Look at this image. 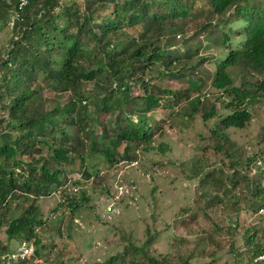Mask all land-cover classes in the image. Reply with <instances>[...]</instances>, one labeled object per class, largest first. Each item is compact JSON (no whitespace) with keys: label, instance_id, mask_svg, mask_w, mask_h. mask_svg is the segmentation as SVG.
I'll list each match as a JSON object with an SVG mask.
<instances>
[{"label":"trees","instance_id":"obj_1","mask_svg":"<svg viewBox=\"0 0 264 264\" xmlns=\"http://www.w3.org/2000/svg\"><path fill=\"white\" fill-rule=\"evenodd\" d=\"M192 1L84 0L80 6L74 0H28L19 19L9 28L11 37L0 53V227L4 226L6 243L18 240L39 245L35 229L41 222L35 200L49 195L52 186L62 185L59 176L63 177V173L58 165L77 159L82 165L84 150L109 165L133 162L134 153H127L130 145L132 151L148 150L153 132L146 113L166 99L172 106H178L182 98L189 101V91H199L198 68L208 59L215 65L210 87L225 100L220 102L225 114L218 115L214 103L208 104L205 95L178 110L189 120L198 111L202 121L216 117L207 147L213 153L229 156L230 163L233 161L230 168L235 164L239 172L249 171L250 166L257 168L259 176L248 185V208L264 219V215L256 213L264 200V151L252 154L241 166L235 161V143L226 134L229 129H243L250 120L248 108L264 97V81L259 80L264 75V0H205L206 9L191 11ZM9 9L6 0H0V31L8 25ZM105 10L109 12L99 17ZM198 18L203 20L199 31L225 27L221 32L225 51L219 58L200 56L201 44L181 53L160 45L169 35L173 40L185 36L184 22ZM196 34L183 37L181 42L186 44ZM230 35L237 39L235 43ZM157 66L158 83L151 84L144 77ZM234 68L242 72L238 85L229 74ZM38 72L44 73L47 87L58 98L48 108L32 87ZM182 78L188 84L182 92L159 85L164 79ZM137 82L142 94L131 98L129 87ZM88 84L90 89L86 90ZM90 106L93 110L89 112ZM124 107H131L133 112ZM98 112L110 118L99 123ZM65 127H72V132L68 134ZM120 144L122 151L117 158L115 149ZM43 146L48 157L34 158ZM200 168V161H196L190 173L198 174ZM232 174L234 187L238 169ZM84 175L89 176L87 172ZM202 176L201 183L209 179L223 186L214 179L213 171ZM241 179L247 178L243 175ZM80 206L73 200L69 202L72 212ZM257 232L258 237L250 230L242 232L246 255L236 254L237 264H257L253 259L264 253V227ZM151 238L139 245L127 239L122 251L102 264H170L164 257L149 254ZM3 255H8L7 245L0 244V257ZM38 256V250L33 249L32 258ZM5 260L8 259L0 258V264ZM8 261L23 264L28 260ZM178 262L187 264L180 257Z\"/></svg>","mask_w":264,"mask_h":264},{"label":"rangeland","instance_id":"obj_2","mask_svg":"<svg viewBox=\"0 0 264 264\" xmlns=\"http://www.w3.org/2000/svg\"><path fill=\"white\" fill-rule=\"evenodd\" d=\"M74 1L81 6L84 0ZM192 3L191 11L207 8L205 0H193ZM109 10L101 12L99 17ZM200 15L204 17L205 14ZM202 22L201 18L195 22H184L182 28L185 36L182 38L197 32L186 44L181 42V37L176 36L173 40L169 35L168 39H162L160 45L168 51L181 53L201 44L200 56L219 58L225 51L221 36L225 27L221 26L215 31H199ZM9 28L6 26L0 31L1 54L11 37ZM230 40L235 43L237 39L230 35ZM224 57L222 55L221 59ZM157 68L160 67H155L149 76L144 77L151 84L158 83ZM214 68L211 59L198 68L201 73L199 91H189V101L182 98L178 106H172L170 100L166 99L160 102L158 108L146 113L153 132L150 148L132 151L130 145L127 153L129 156L134 153L133 162L119 161L109 165L102 158L87 154L84 150L82 165L79 159L58 165L63 173V177L59 176L62 185L57 188L52 186L49 195L35 200L41 222L35 229L39 245L34 247L31 241L18 240L6 243L2 225L0 244L7 245L8 254L21 247H31L38 250L39 256L35 259L39 262L31 258L23 264H102L121 252L127 239L139 245L152 237L147 251L157 258L164 257L170 264H179L178 257L186 260L187 264H237L235 255H246L242 232L250 230L258 237L257 231L264 227V219L253 215L248 208V185L259 176L258 170L250 166L249 171L239 172L240 168L235 164L234 168H230L233 161L230 163L229 156L213 153L207 147L216 117L202 121L201 112L198 111L189 120L178 110L186 109L194 98L205 95L208 104L214 103L218 115L225 114L220 105L225 100L217 97L210 87ZM229 74L234 84L238 85L242 72L234 68L229 70ZM259 80L264 81V75ZM159 85L180 92L188 88L185 78L164 79ZM32 87L44 99L45 108L58 101L57 95L47 87L44 73L36 74ZM85 88L90 89L89 84ZM141 94L139 82L129 87L131 98L140 97ZM217 98L218 101L215 100ZM60 100L63 102L65 97ZM111 104L114 105L113 102ZM92 110L90 106L89 112ZM248 110L250 120L244 128L229 129L226 133L235 143V161L241 166H245L252 154L264 151V97ZM127 111L133 112V109L128 107ZM106 115L105 112H98L99 123L110 118H106ZM116 117L114 113L112 118ZM65 131L70 134L72 127H65ZM203 148L205 150H201ZM121 151L120 144L115 149V157L118 158ZM48 155L43 146L40 154L34 158H47ZM23 160L28 161L26 158ZM196 161H200L202 168L198 169V174H191L189 168ZM234 169H238V183L233 187ZM83 171L89 176L86 177ZM210 171H213L214 179L222 182V187L209 179L201 183L204 178L202 174ZM243 175L247 179H241ZM222 189H225L223 193ZM213 195L219 201H215ZM71 200L81 205L74 212L69 207ZM15 203L11 202L12 206Z\"/></svg>","mask_w":264,"mask_h":264},{"label":"built area","instance_id":"obj_3","mask_svg":"<svg viewBox=\"0 0 264 264\" xmlns=\"http://www.w3.org/2000/svg\"><path fill=\"white\" fill-rule=\"evenodd\" d=\"M28 0H6V4L9 6V18H8V25L11 26L14 20L19 19L20 12L22 9L27 5ZM256 213L258 215H264V200L261 205L257 208ZM33 257V250L31 247H21L18 248L15 252H9L8 255H3L0 258H7L11 261H24L29 260ZM8 260H5V264H10ZM35 262H39L35 259ZM253 262L257 264H264V253L257 255ZM47 264V263H46Z\"/></svg>","mask_w":264,"mask_h":264},{"label":"clouds","instance_id":"obj_4","mask_svg":"<svg viewBox=\"0 0 264 264\" xmlns=\"http://www.w3.org/2000/svg\"><path fill=\"white\" fill-rule=\"evenodd\" d=\"M7 24H8V20H7ZM7 26H9V25H7ZM12 26V25H11ZM11 26H9V27H11Z\"/></svg>","mask_w":264,"mask_h":264}]
</instances>
